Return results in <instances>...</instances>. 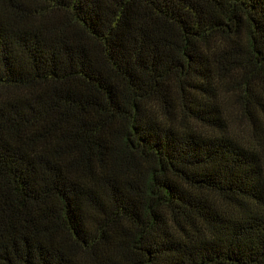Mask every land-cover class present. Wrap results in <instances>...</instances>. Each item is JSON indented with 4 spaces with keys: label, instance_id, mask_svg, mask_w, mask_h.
<instances>
[{
    "label": "trees",
    "instance_id": "1",
    "mask_svg": "<svg viewBox=\"0 0 264 264\" xmlns=\"http://www.w3.org/2000/svg\"><path fill=\"white\" fill-rule=\"evenodd\" d=\"M0 264H264V0H0Z\"/></svg>",
    "mask_w": 264,
    "mask_h": 264
}]
</instances>
